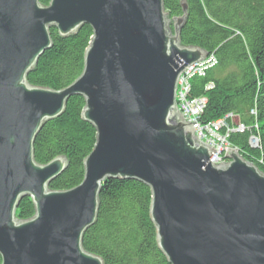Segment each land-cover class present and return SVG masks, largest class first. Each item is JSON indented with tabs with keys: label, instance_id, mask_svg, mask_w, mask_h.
Masks as SVG:
<instances>
[{
	"label": "water",
	"instance_id": "water-1",
	"mask_svg": "<svg viewBox=\"0 0 264 264\" xmlns=\"http://www.w3.org/2000/svg\"><path fill=\"white\" fill-rule=\"evenodd\" d=\"M185 12L187 4H183ZM185 15L171 20L164 0H0V256L2 264H104L83 238L96 224L109 179L152 191L151 218L170 264H264V175L236 149L214 166L179 113L180 76L208 54L181 42ZM94 31L83 74L61 91L27 77L53 47L50 33ZM73 96L97 131L81 185L53 191L67 168L41 165L35 140ZM30 197L35 216L19 220Z\"/></svg>",
	"mask_w": 264,
	"mask_h": 264
},
{
	"label": "trees",
	"instance_id": "trees-1",
	"mask_svg": "<svg viewBox=\"0 0 264 264\" xmlns=\"http://www.w3.org/2000/svg\"><path fill=\"white\" fill-rule=\"evenodd\" d=\"M39 1L44 6L51 2ZM164 4L171 20L186 16L182 45L200 48L218 61L204 77L191 82L190 98L207 99L202 121L228 117L230 127L243 125L245 132H233L229 144L264 175V0H164ZM50 33L53 47L27 80L32 86L61 91L83 74L94 31L84 25L69 37L60 36L56 28ZM85 107L83 97H71L65 113L47 122L35 140L39 164L67 159V168L49 186L53 191L72 190L84 180L85 159L97 143L96 129L82 118ZM252 139L258 140L257 147ZM152 198L151 188L142 182L107 180L96 224L84 235V248L104 264H170L158 246ZM16 216L23 221L35 216L30 197L21 200Z\"/></svg>",
	"mask_w": 264,
	"mask_h": 264
},
{
	"label": "built area",
	"instance_id": "built-area-1",
	"mask_svg": "<svg viewBox=\"0 0 264 264\" xmlns=\"http://www.w3.org/2000/svg\"><path fill=\"white\" fill-rule=\"evenodd\" d=\"M214 56L207 57L204 61L190 66L180 76L176 91L177 109L183 118L192 123L197 139L205 145L214 149L210 162L214 166L227 163L224 159L229 150L234 149L229 144V137L233 132H245L243 125L232 128L229 125L228 117L216 122L204 123L202 117L207 107L206 98H190L192 90L191 82L195 77H204L206 73L217 65ZM251 144L257 147L259 142L252 139Z\"/></svg>",
	"mask_w": 264,
	"mask_h": 264
}]
</instances>
